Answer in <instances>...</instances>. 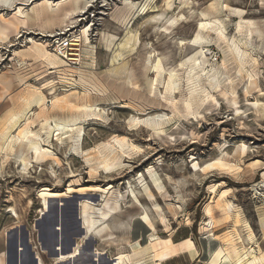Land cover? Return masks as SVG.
I'll use <instances>...</instances> for the list:
<instances>
[{
	"label": "rangeland",
	"instance_id": "374dc122",
	"mask_svg": "<svg viewBox=\"0 0 264 264\" xmlns=\"http://www.w3.org/2000/svg\"><path fill=\"white\" fill-rule=\"evenodd\" d=\"M43 4L23 7L26 16L0 6V81L10 82L7 88L0 83L2 264H14L16 251L18 264H34L36 254L43 264H110L120 255L126 264H264V118L251 106L264 104V45L237 27L251 21L264 29V0H89L84 15L64 24L60 12L53 15ZM209 20L221 22L227 38L245 53L241 61L219 34L198 27ZM195 36L208 41L206 70L213 68L223 90L233 88L238 105L212 92L203 76L191 97L187 73L197 51L176 40L181 45ZM75 39L79 45L71 46ZM73 53L68 58L77 60L66 58ZM50 55L59 59V68L49 69ZM158 58L164 72L155 85L158 93L148 95L145 79L156 73L145 74L146 63ZM113 68L131 70L134 86L124 84L125 74L108 73ZM168 68L178 82L169 96ZM247 74L260 90L245 93ZM31 87L44 96L42 103H35ZM205 90L214 101L201 103ZM62 97L71 107H54ZM90 105L94 115L85 117L78 108ZM73 120L81 139L75 130L56 141L49 128ZM134 120H161L163 132L157 135L143 123L133 128ZM21 130L25 142L51 152L35 162L24 149V170L2 150ZM109 143L115 154L105 160ZM153 174L161 191L150 183ZM108 188L104 202L115 210L110 227L84 239L83 204L88 201L85 215L96 220L99 210H107L100 195ZM41 194L52 197L43 215ZM143 211L153 229L139 218ZM93 250L103 255L93 257Z\"/></svg>",
	"mask_w": 264,
	"mask_h": 264
},
{
	"label": "bare ground",
	"instance_id": "6f19581e",
	"mask_svg": "<svg viewBox=\"0 0 264 264\" xmlns=\"http://www.w3.org/2000/svg\"><path fill=\"white\" fill-rule=\"evenodd\" d=\"M35 1H38V0H0V6L1 7H5V8H9V9H11V8L14 7V9L16 11H23L24 10L23 7H25L27 5H32ZM42 1L44 3L43 4L44 9L47 10V11H49V12H51V13H53V15H54V13L60 12L59 13L60 14V23H62V24H64L65 22L68 23V21L69 22L72 21L75 17L81 16V14L84 15L86 8L89 6V0H63L62 2H57L55 4H53V1H50V0H42ZM132 8H133V6H131V9ZM224 8H226V6H224ZM41 9H42V7H41ZM34 11H36V9H34ZM34 11H33V13L35 14ZM23 15L26 16V12H24ZM36 15L38 16L39 14H37V12H36ZM198 27L201 30H204V31H205V29L207 27H210V28H208L209 31H210V34H214V35L215 34H219L218 35L219 38L221 40L225 41V43L227 44V46H229V49L235 54V56L238 58L239 61H241V59L245 56V53L240 52L239 48L236 47V43H235L234 39H232V38L228 39L227 38V35L225 33V29L223 28L221 22H219L218 20H209L207 22H202V23H200L198 25ZM237 27H238V32L239 33H242L243 32V29H244L246 31V35H247L248 38H250L254 34L258 39L262 40L263 44L262 43L261 44L264 45V29L260 30V29L256 28L251 21L241 22V23L237 24ZM83 32H84V35H85V41H87L88 39L86 38V30H84ZM49 36H51V35H49ZM109 40H110L111 43L114 42V37L110 38ZM73 41L74 42H71L70 41L71 42V44H70L71 46H78L79 45L78 44V41H80L79 39H75ZM176 44L178 46H180V47H182L184 45H188V46L192 47L194 50L197 51L195 53V56L193 57L192 61L190 62L189 71L187 73L188 82H190L192 84L191 97H194L195 96V93L194 92L196 90L193 89V87H194L197 79H200L203 76V78L206 79V81H207V83H208V85L210 87L209 89H211L212 92H218L219 94H221L223 96L224 100H227L226 102H229L230 103L229 105H233V106L238 105L237 104V101H236V98H235L236 94L234 93L233 88L231 87L229 89L230 90V93H228L226 90H223L221 88L218 80L216 79L217 76L215 75L213 68H210L209 70H206V64L208 62V60L206 58V56H207L206 53L209 50L208 49H205V48H207V44H208V41L205 38H202L200 36H195L191 41H188L187 43L181 44V45L176 40ZM174 49H176V48H174ZM69 50L76 51L77 49L75 48V49H69ZM92 50H94V49H91V52H92ZM262 50H264V49H262ZM15 54H17V53H15ZM68 55H70V56H77L76 53L66 54V58H68ZM118 57H119V55L118 56L116 55V58H118ZM68 59L69 60H77L76 58H73V57H69ZM46 62L48 64V66H50L49 69L59 68V66H57V64L59 62V59L56 58L55 56L50 55L46 59ZM114 62H115V60H114ZM148 62L146 63V71H145V74L147 72L152 71V72H155L156 73V77L154 79H148V78L145 79L146 93L148 95H153L155 93V91L157 90V89H155V85L157 83L158 77L162 76L164 70H163L161 58L156 59V61H155V63L153 65H149ZM62 63H64V62H62ZM111 63H112V61H111ZM112 65H114V64H112ZM109 67H111V66H109ZM170 68H168V69H170ZM108 73L113 74L114 76H118V77L121 76V75H123V74H125L126 77H125L124 84L127 85L128 88L134 86V84H135L134 78H133V74H132V71L131 70L130 71L128 70L127 72H125L124 69L123 70H120V69H117V68H113L111 70H108ZM167 75H168V79H167V83H166V87H165L164 94L165 95L167 94L169 96L173 92L174 83H178V82H177V73H175L173 69H170L168 71V74ZM254 78L255 77L253 75L247 74V78L246 79H247V82L248 83H247V85H245V88H244L246 94H248L252 90H256L258 88L257 87V82H256V80ZM0 83L1 84H4V86H6V88L10 85L9 80H3V81H0ZM31 88H32L31 90L34 93L35 92L37 93V97L38 98L36 97L37 99H36V102L35 103H38V104L42 103L45 100L44 99V96L38 91V89H36L34 87H31ZM204 92H206V94H205V97L200 100L201 103L207 102L209 100L214 101L213 97L208 95L209 92L207 90H205ZM229 94L232 95V100H230L228 98ZM261 95H263V94H261ZM162 96H159V97H162V98L166 99V97H164V95H162ZM62 98H64V97H62ZM67 98H64V99H61V100H57L56 102H54V107L57 108V109H61V110L65 109V108H68V107H71V104H69ZM34 99H32V100H34ZM189 105H190L189 103H186L185 106L187 107V109L189 108ZM251 106H252V108H253V110H254L255 113H258L260 115V117L264 118V104L262 102L256 101L255 103H252ZM93 107H94L93 105H90V106H82V107H79L78 109L80 111L84 112L85 117H88V116H93L94 115V114H92L93 113L92 112V110H93L92 108ZM247 110H245V111H247ZM237 113H239V112L237 111ZM162 117H164V116H162ZM160 118H161V116H160ZM160 121H155V120H153V121H151V120H146V121L134 120L132 122V127L134 128V126H137L138 124L143 123L144 125H149L152 128L153 132L158 135L160 132H163L162 131V126H161L162 125V122H160ZM76 122H77L76 120H73V121L68 122V123H54L53 126L49 128L50 134H53V133L56 132V134H55V136L57 137L56 138V141H58V142L61 143V142H63V140L65 138H71L72 135H70V134H72V132H75V130H76L75 129V127L77 125ZM79 131H80L79 128H77V130H76L77 137H78V139H81L80 138L81 135L79 134ZM25 134H26V130H21V132H19L16 136H12V138L10 137V139L8 138V140H6V144L4 145L5 146L4 149H2V150H5V151H9V153H11L12 156H14V159H16V162H20V164L22 166V170H24L25 163H26L25 162V159H24V151H23L24 149H27V150L32 151V153L34 155L35 162L44 161L46 158L50 157V153H51L49 150L43 149V148L39 147L37 144H35V143L31 142V141L25 142V140H24ZM171 137H173V136H171ZM15 147L17 148V151L16 152H15ZM104 148L108 150V152H107L108 155H106L105 157H103V159L106 160V159H108V156H113L115 154V152L113 150V146H111L110 143L107 144V146H104ZM56 164H57V162H56ZM104 168H105V171H109L111 169V167L109 165H106ZM160 181L161 180H160V178L158 177L157 174H153L150 177V183L158 191H161L162 190V187H161V184H160L161 182ZM109 191H111L110 188L102 191V193L100 195V201L101 202H104L105 199L108 197L107 195H108ZM143 191H144V194L147 197H149L150 199L153 198V196L150 193V190H149L148 186L144 185ZM129 195L132 196V198L134 199V201L136 202V204H138L137 197L134 195V192L132 190L129 191ZM41 199H42L43 208H44V209L41 210V213L43 215L45 213H48V210H49L48 203H49L50 200H52V197L50 195L41 194ZM106 202H108V201H106ZM115 204H118V203H115ZM87 207H88V201H86V204H83V210H82V220H83L84 228H85V235H84L85 238L84 239H89L91 237H96L97 238L105 230H108L109 229L110 226L108 225L107 222L110 220L111 215L114 213L115 210H114V208L113 209H109V207L107 206V204L104 202V207L107 208V210L106 211L99 210L97 212V214L99 216L95 220L92 215H90L89 217H87L85 215L86 212H87ZM119 208H117V209H119ZM10 212H13V216L16 217V213L14 212V210L10 209ZM139 218L141 219L142 222H144L146 225H148V227L150 229H153L152 223L150 222L148 215L144 211H143L142 214H140ZM260 224H261V226L264 229V217L260 219ZM56 245H58V244L56 243L55 246ZM83 245L84 244H82L80 247H82ZM71 251L72 250H70V252ZM83 253H86V251H83ZM87 253H89V252H87ZM1 254L2 253H0V255ZM90 254L93 257H96V258H98V257H100V256L103 255V253L102 252H99L98 250H93L92 252H90ZM56 255H57V253H56ZM35 257H36L35 259L37 261V264H43L42 260L40 259V257L37 254L35 255ZM253 262H255V260L252 261V262H248L246 264H252ZM0 264H2L1 260H0ZM110 264H126V263L124 262L123 257L120 255L117 258L113 259Z\"/></svg>",
	"mask_w": 264,
	"mask_h": 264
},
{
	"label": "water",
	"instance_id": "95a60500",
	"mask_svg": "<svg viewBox=\"0 0 264 264\" xmlns=\"http://www.w3.org/2000/svg\"><path fill=\"white\" fill-rule=\"evenodd\" d=\"M15 249L17 250V247L15 246ZM7 253H8V250H7ZM23 253H21L20 255H22ZM18 255H19V253H17V251H16V253H15V263L14 264H18V260H19V257H18ZM20 259H21V257H20ZM21 261V260H20ZM33 263L34 264H37V261H36V259H34V261H33Z\"/></svg>",
	"mask_w": 264,
	"mask_h": 264
},
{
	"label": "crops",
	"instance_id": "0c3cea01",
	"mask_svg": "<svg viewBox=\"0 0 264 264\" xmlns=\"http://www.w3.org/2000/svg\"><path fill=\"white\" fill-rule=\"evenodd\" d=\"M182 253H184V252H182ZM185 253H189L188 251L187 252H185ZM181 254V253H180ZM178 255H175V256H172V257H169L168 259H172V258H176Z\"/></svg>",
	"mask_w": 264,
	"mask_h": 264
}]
</instances>
